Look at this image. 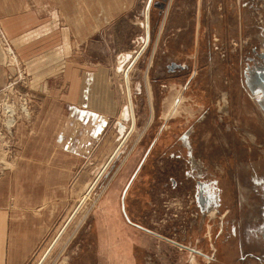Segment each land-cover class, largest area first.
Returning a JSON list of instances; mask_svg holds the SVG:
<instances>
[{"label": "rangeland", "instance_id": "374dc122", "mask_svg": "<svg viewBox=\"0 0 264 264\" xmlns=\"http://www.w3.org/2000/svg\"><path fill=\"white\" fill-rule=\"evenodd\" d=\"M148 3L44 0L46 43L30 61L0 33V174L20 151L46 161L51 147L21 148H54L71 108L76 121L92 118L80 105L110 108L92 153L68 151L76 124L58 138L59 225L39 264H264V0ZM131 56L129 133L119 63ZM61 167L77 178L67 193Z\"/></svg>", "mask_w": 264, "mask_h": 264}, {"label": "crops", "instance_id": "0c3cea01", "mask_svg": "<svg viewBox=\"0 0 264 264\" xmlns=\"http://www.w3.org/2000/svg\"><path fill=\"white\" fill-rule=\"evenodd\" d=\"M76 14L77 12L74 13V15ZM150 14H147L146 20L147 17H149L148 24L151 28ZM72 24H74V22L70 23V26H72ZM164 25L165 24L162 23L160 32L162 31ZM72 31L77 32L76 26L74 29L72 28ZM0 33L7 37L9 42L13 45L14 51L18 54H22L24 52L27 53V61H30L38 56V54L29 55V52L35 51L39 45L41 47L46 43L44 0H0ZM148 37L150 38V29ZM131 57H123L119 63V68L122 69L121 73L125 86H123L122 89L126 94L127 101V104L123 107L122 111H125L124 115L127 114L125 119H130L131 121V125L128 130L129 133H132L130 129L133 125L132 118L129 113L130 109L127 96V86L124 80V71L129 65H131L132 61L137 56ZM127 61L128 64L125 68H123V64ZM7 62L8 60L0 38V89L4 86L6 81L5 65ZM132 68L133 66L130 69L131 71ZM89 79H92V76H89ZM89 81L90 80H88L86 84V88L88 90L86 93H83L85 96H93L94 94L90 92L91 87L89 86ZM129 83L131 87V99L133 101L134 94L131 85V72ZM146 85L148 89L147 97L149 100L150 117L144 128L145 131L154 120L153 97L151 87L148 85V75H146ZM79 107L84 109L85 113H91L92 118L87 120L77 119L76 121L73 117L76 108H78L76 106L71 108L69 113L67 111L69 114L67 117L68 119L59 128L60 130L57 134L58 136L56 135L55 137V149L53 148V138L51 139L52 141L49 140L50 142L45 140V144L42 145L41 143L43 140H27V142L23 144L21 148L23 150H26L31 146H33V148H42V146L51 147L52 151L46 161H42L41 159L39 160L32 155V152L29 153V151H20L15 167L9 172L0 174V264H39L41 259L44 257L45 252L48 250L50 239L59 225L54 164L55 155H57V152L60 150L58 146V138L63 136L66 128L72 124H76L75 127H72V130L73 128L74 130L71 132V137H67L69 146L74 140H78L80 142L81 139L82 141L81 136L84 132L86 135V141L87 139L89 141L84 143V146H80L77 141V144L74 145L75 149L68 151L73 153L76 152L77 147H80L82 151L79 153L88 155L92 153L94 143L103 137V134L105 133L104 129L108 125L109 121L106 117H100L99 112H104V110L110 109L107 106H103V103L95 106L80 105ZM133 107L136 116L135 101H133ZM81 109L78 111H81ZM111 110H113V108ZM167 116L168 115H166V119H168ZM93 117H95V119ZM96 117L98 118L96 119ZM135 120L133 132H135L136 129L137 116L135 117ZM144 130L143 133L145 132ZM120 131H124L123 127H121ZM143 133L141 135H143ZM123 139L121 143L123 142ZM118 149L114 151L107 161L112 158ZM121 150L119 152H121ZM107 161L105 165L107 164ZM105 165H103V169ZM72 170L73 167H68L66 171L64 169L63 173V167H61L58 171L60 186L67 187L66 193L68 191V184H70V180L72 182L74 179V176L71 177ZM60 174H62V177H65L64 180L61 179ZM76 179L77 178L74 180ZM58 185L59 181L57 183V186Z\"/></svg>", "mask_w": 264, "mask_h": 264}, {"label": "bare ground", "instance_id": "6f19581e", "mask_svg": "<svg viewBox=\"0 0 264 264\" xmlns=\"http://www.w3.org/2000/svg\"><path fill=\"white\" fill-rule=\"evenodd\" d=\"M153 2V0H150V3H149V5H148V9L150 8V6H151V3ZM150 10V9H149ZM148 15H149V11H148ZM147 21H149V17H147ZM147 24H148V22H147ZM149 29V28H148ZM130 70V69H129ZM128 74V73H127ZM128 76V75H127ZM128 78V77H127ZM126 80V79H125ZM126 82H128V81H126ZM128 85V84H127ZM126 85V86H127ZM129 85H130V83H129ZM129 91H131V90H129ZM131 101V100H130ZM130 111H131V115H133V113H134V107H133V103H132V101L130 102ZM133 117H134V115H133ZM135 120V119H134ZM136 121V120H135ZM134 129V128H133ZM116 157V156H115ZM113 159H115V158H113ZM113 161V160H112Z\"/></svg>", "mask_w": 264, "mask_h": 264}]
</instances>
